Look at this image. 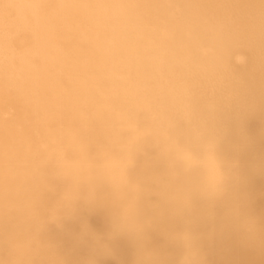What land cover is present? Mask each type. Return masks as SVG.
<instances>
[{
    "label": "bare ground",
    "instance_id": "obj_1",
    "mask_svg": "<svg viewBox=\"0 0 264 264\" xmlns=\"http://www.w3.org/2000/svg\"><path fill=\"white\" fill-rule=\"evenodd\" d=\"M84 10L119 43L99 127L81 134L41 106L48 57L75 42L59 26ZM196 250L264 264V0H0V264H194Z\"/></svg>",
    "mask_w": 264,
    "mask_h": 264
},
{
    "label": "rangeland",
    "instance_id": "obj_2",
    "mask_svg": "<svg viewBox=\"0 0 264 264\" xmlns=\"http://www.w3.org/2000/svg\"><path fill=\"white\" fill-rule=\"evenodd\" d=\"M65 1V0H64ZM67 1V0H66ZM56 2V1H55ZM82 12H86V14H83ZM87 13H88V15H89V12L88 11H86V10H84V11H81V13H79V14H81V15H77L78 16V18L79 17H81L82 16V14H83V16L81 17V18H86V16L85 15H87ZM87 15V17H89ZM77 16H76V18H72V20H71V22H70V20L69 21H67V22H65V23H63L62 25H60L59 26V30H58V32H60V34L58 33V40H59V42H62L63 40H65V38H67V36L68 35H74V37L76 36L77 37V39H76V37H75V39L73 40V41H75V42H72L73 43V47L71 46L72 44H70V45H68L66 48H68V49H71L70 51H68L66 48H65V51L64 52H62V53H60V52H58V51H56V52H58L59 54H57L56 52H53L55 55H53V53L48 57V62H47V64H49L50 65V69H47V72L50 70V72H51V70H52V74L54 75L55 74V76H53L50 72H48L47 74H48V77L47 78H49L48 80H50V78H51V81H54V82H57L56 83V85L54 86V90H52V91H49L50 89H46V91H47V97H48V99L50 98V99H53L54 100V105H56V106H52V108H50V109H48V108H46V107H44L45 109H43V107L41 106V108H42V111H43V113L46 115V116H48L49 118H51L52 119V117H53V119L55 120V119H58L57 117H59L60 116V114L62 115L63 113H67L69 116L71 115L73 118L75 117V116H77L78 117V119H79V125H78V127H80L81 129H79L78 128V132L79 133H81V134H84V133H86L87 131H88V129H89V127H91L93 124H95V125H93L92 126V128H96V127H99V122H94V121H90L89 120V117H90V115L91 114H93V112H95L96 110H98L99 108H100V102H102V101H104V98H105V100L106 99H109V97L111 96V91H110V89L109 88H107L106 90H101V92L102 93H99L100 91L97 89V87H98V83L100 82V81H102V79H105V80H111L112 79V77H113V75L111 74V72L110 71H108V70H104L103 68H105L103 65H106V63L105 62H107V60H111V47H115V46H117L118 47V45H117V43H119L116 39V36L114 35V36H111V34H114V32H112V33H110L109 31H112L111 30V28H110V30H108V28L106 29V25L104 26V24H103V26H102V28H100L101 27V23L99 22L98 23V21L96 22L95 20H92V19H90V18H88V19H90L89 21L90 22H88V19H87V21H85V19H81V20H84V23L87 25V23H93V24H95V25H93L92 26V24H90V26L88 27V26H86L81 20H80V18H79V20H78V18H77ZM78 20V21H77ZM72 21H76L75 23L74 22H72ZM80 21H81V23H80ZM93 21V22H92ZM77 22H79V24L81 25H79ZM68 25H67V24ZM72 23V24H71ZM96 23H98V24H96ZM69 24H71V25H69ZM75 24H77V27H76V25ZM88 24V25H89ZM99 24H100V26H99ZM72 25H74V27L72 28V27H70V26H72ZM78 25H79V27H81V29L82 28H84V29H82L81 31L79 30V32L77 31L78 29L77 28H79L78 27ZM85 26V27H84ZM91 26H92V29H91ZM95 26V27H94ZM62 29H61V28ZM70 27V28H69ZM88 27V28H87ZM96 27H97V29H96ZM63 28H64V30H69L70 29V31H64L63 30ZM66 28V29H65ZM71 28L74 30H71ZM80 29V28H79ZM86 29H88V31L86 30ZM95 29V30H94ZM104 29H106V30H104ZM64 32H63V31ZM83 30H84V32H83ZM92 30V31H91ZM96 30H100L99 32L98 31H96ZM103 30L105 31V32H103ZM73 31V32H72ZM89 31L91 32V33H94V34H91V35H86V34H88L89 33ZM93 31H95V32H97V33H95V32H93ZM108 33V34H105L104 36H106L107 35V39H110V40H107V41H109L108 43H104L105 45H107V46H104V45H102L103 44V42H104V38H102L103 37V33ZM70 32V33H69ZM84 33V35H81V37H79L80 35L78 34V33ZM87 32V33H86ZM64 33V34H63ZM80 33V34H81ZM82 33V34H83ZM86 33V34H85ZM100 33H102L101 34V37L99 36L100 35ZM65 34H68V35H65ZM90 34V33H89ZM65 35V36H64ZM85 35H86V37H85ZM92 35H98L97 37L96 36H92ZM110 35V36H109ZM91 38H90V37ZM96 37V38H95ZM108 37H110V38H108ZM113 37H115V38H113ZM79 38V39H78ZM101 40H100V39ZM106 38H105V41H106ZM96 40L95 42L93 41V40ZM112 39V40H111ZM80 41V40H82V41H84V43H82V41L81 42H77V41ZM117 43H116V42ZM96 42H98V44L96 43ZM82 43V44H81ZM99 43H100V45H99ZM102 43V44H101ZM112 43V44H111ZM77 44V45H76ZM79 44V45H78ZM81 44V45H80ZM88 44V45H87ZM109 44H111V46L109 45ZM114 44H115V46H114ZM83 45V46H82ZM74 46H75V50L76 51H73V49H74ZM99 46V47H98ZM109 46H110V49H109ZM71 47V48H70ZM85 47H87L86 49H85ZM93 47V48H92ZM94 47H97L98 48V51L94 48ZM78 48H80V49H78ZM89 48V50H87ZM101 48V49H100ZM105 48V49H104ZM116 48V47H115ZM81 49H83V50H81ZM85 49V50H84ZM91 49H93L92 51H91ZM95 49V50H94ZM106 49L108 50V52H110L109 54H108V52H106ZM78 50H79V52L81 53V56H80V54L78 53ZM83 51V52H82ZM88 51V52H87ZM94 51V52H93ZM96 51L98 52L97 54H96ZM67 52V53H66ZM68 52H70V53H68ZM72 52V53H71ZM84 52H85V54H84ZM63 53H64V55H63ZM102 53V54H101ZM104 53V54H103ZM235 53V54H234ZM238 53H240V54H238ZM242 53H244L243 51H241V50H235V51H233V53L231 54V59H232V57L233 56H236V57H234V59H232V61L233 62H235V58H236V60L237 61H239L242 57H244L245 56V53H244V55L242 54ZM60 54H61V57H60ZM68 54H70V58L72 57V56H75V58L76 59H79V61H80V57H81V59H83V60H81V63L80 64H82V62H84L85 60H86V62H84L85 64L83 65H80L79 64V61L78 60H76L74 57H72V61L70 60V62L68 61L69 60V55ZM76 54V55H75ZM78 54H79V56H78ZM92 56H91V55ZM94 54H95V58H92V57H94ZM99 54V55H98ZM101 54V55H100ZM109 56H108V55ZM234 54V55H233ZM237 54V55H236ZM63 55V56H62ZM105 55H107L106 57H105ZM233 55V56H232ZM243 55V56H242ZM35 57H36V55H34ZM34 56H33V58H34ZM38 57V56H37ZM36 57V58H37ZM77 57H79V58H77ZM97 57H98V59H97ZM109 57V58H108ZM238 57V58H237ZM53 58V61L55 60V59H57V60H55V62L57 61V63L59 64V66H58V64L57 63H55V62H53L52 60H50L49 61V59H52ZM99 58H101V59H99ZM67 60V63L69 62L70 63V65L72 66V71H74V72H72V73H75L74 75L73 74H71V71H68V70H70V66H68V64L66 63V65L68 66H66L65 64H64V62H62V60ZM92 59V60H91ZM96 59V60H95ZM61 60V62H59ZM95 60V61H94ZM98 60H100V61H98ZM104 62H103V61ZM41 62V61H40ZM88 62H90V63H88ZM91 62H92V64H91ZM97 62H99V64L97 63ZM111 61H108V63H110ZM240 62V61H239ZM78 63V64H77ZM100 63L102 64V65H100ZM105 63V64H104ZM236 63V62H235ZM61 64V65H60ZM63 64V65H62ZM73 64H75L74 66H73ZM89 64H90V66H89ZM42 65V64H41ZM79 65L81 66L80 68H78L79 67ZM85 65H86V67H85ZM54 68H53V67ZM63 66V67H62ZM89 66V67H88ZM92 66V67H91ZM94 66V67H93ZM97 66V67H96ZM98 66H101V67H98ZM52 67V68H51ZM64 67H65V69H64ZM68 69H67V68ZM76 67H77V69H76ZM83 67H85L86 69H84ZM91 67V68H90ZM103 67V68H102ZM49 68V67H48ZM96 70H95V69ZM98 68H99V70H101V72L98 70ZM67 69V70H66ZM93 69V70H92ZM62 71V70H65L66 72H69L68 73V75H72V77H73V79H76L77 78V80H72V85H71V83H69V82H71V75H70V78H68V75L67 74H65V76L67 75V77H63L64 75V73H66V72H62L63 74H61V72H59V74L57 75V71ZM55 71V72H54ZM87 71H88V73H89V75L91 76V75H93L92 77L94 78H88V77H90L89 75L87 76V77H84V76H86L87 75ZM57 72V73H56ZM85 72V73H84ZM104 72V73H103ZM110 72V73H109ZM81 73V74H80ZM91 73V74H90ZM93 73V74H92ZM94 73H96V74H94ZM103 73V74H102ZM51 74V75H50ZM107 74H109V76L107 75ZM111 74V75H110ZM56 75H57V77H56ZM62 75V76H61ZM98 75H99V77H98ZM106 75H107V78H106ZM49 76H51V77H49ZM76 76H81V77H76ZM95 76V77H94ZM60 77V78H59ZM97 77V78H96ZM111 77V78H110ZM59 78V79H58ZM84 78V79H83ZM96 78V79H95ZM98 78H100V79H98ZM81 79H82V82H81ZM90 79V80H89ZM99 81H98V80ZM47 80V82L45 83L46 85H45V88H47V86H48V81ZM79 80V81H78ZM83 80H85V81H83ZM88 80V81H87ZM96 80H97V82H96ZM76 81H77V83H76ZM75 82V83H74ZM89 82H90V84H92V85H90L89 84ZM59 83V84H58ZM66 85H65V84ZM74 83V84H73ZM80 83V84H79ZM82 83H84V84H82ZM58 84V85H57ZM65 85V88H64V85ZM68 84V85H67ZM71 86H70V85ZM87 84V85H86ZM60 85V86H59ZM75 85V86H74ZM81 85H85L84 86V88L86 87L87 88V90H86V88L84 89L83 88V86H81ZM69 87L70 89H68L67 87ZM74 86V87H73ZM79 86H80V89H78L79 88ZM90 86V87H89ZM95 87V88H93V87ZM56 87V88H55ZM57 87H59V88H57ZM62 87V88H61ZM63 88H64V90H66V91H64L63 90ZM73 88V89H72ZM77 88V89H76ZM93 88V89H92ZM60 89V90H59ZM90 89V90H89ZM55 90L57 91V92H55ZM71 90V91H70ZM73 90H77V91H74L73 92ZM69 91V92H68ZM80 93H82V94H80ZM83 91V92H82ZM97 91V93H95ZM104 91V92H103ZM106 91H109V92H106ZM55 92V93H54ZM72 92V93H71ZM77 92V93H76ZM62 93H64V95H62ZM74 93H76V94H78V96H80L81 97V99H83L84 98V100L82 101L81 99H80V97H78V99H72L71 98V101H70V95L71 94H74ZM105 93H106V97H105ZM57 94H60V96L59 97H61V99L59 100L58 98V96H57ZM96 94V95H95ZM98 94V95H97ZM102 94H104V95H102ZM69 95V96H68ZM84 96V97H82V96ZM90 95V96H89ZM92 95V96H91ZM110 95V96H109ZM50 96V97H49ZM55 96V97H54ZM63 96V97H62ZM87 96V97H86ZM96 98H95V97ZM99 96V97H98ZM108 96V97H107ZM52 97H54V98H52ZM56 97H58V98H56ZM66 97V98H65ZM68 97V98H67ZM94 97V98H93ZM65 98V99H64ZM91 100H90V99ZM93 98V99H92ZM101 98V99H100ZM66 99H67V101H66ZM85 99H87V100H85ZM103 99V100H102ZM56 100V101H55ZM61 100H62V103H61ZM63 100L65 101V102H63ZM73 100V101H72ZM77 100V101H76ZM78 100H79V102H78ZM70 101V102H69ZM85 101V102H84ZM60 102V103H59ZM69 102V105L67 104ZM80 102H82L85 106H86V108L84 107V105L82 104V103H80ZM91 102H92V104H91ZM34 103H35V96H34ZM57 103V104H56ZM71 103H72V105H73V107L71 106ZM93 103H94V105L96 106V108H94L93 107ZM62 104H63V106H62ZM66 104V105H65ZM99 104V105H98ZM76 105V106H75ZM80 106V108H78L79 106ZM84 107H82V106ZM91 105V106H90ZM64 106L66 107H68L69 106V108H66V109H64ZM71 106V107H70ZM54 107V108H53ZM87 107L90 109H87ZM75 108H77V109H75ZM94 108V109H93ZM91 109L92 110H94V111H91ZM44 110L46 111V112H44ZM53 110V111H52ZM69 110V111H68ZM73 110V111H72ZM80 110V111H79ZM56 111H59V112H56ZM82 111V113H80ZM50 112V113H49ZM55 112H56V114H55ZM63 112V113H62ZM76 112V113H75ZM54 113V114H53ZM60 113V114H59ZM79 113V114H78ZM59 114V115H58ZM76 114V115H75ZM78 114V115H77ZM81 114H82V116H81ZM87 116H86V115ZM50 115V116H49ZM52 115H54V116H52ZM75 115V116H74ZM55 116H56V118H55ZM71 117V118H72ZM85 117V118H84ZM88 117V118H87ZM52 119V120H53ZM83 119V120H82ZM85 119V120H84ZM87 120V121H86ZM85 121H86V123H85ZM81 122V123H80ZM88 122V123H87ZM91 122H94V123H92L91 124ZM88 124V125H87ZM83 126H84V128H83ZM86 127V128H85ZM83 144V143H82ZM88 145V143H87V141H85L84 142V144H83V147H85V146H87Z\"/></svg>",
    "mask_w": 264,
    "mask_h": 264
},
{
    "label": "clouds",
    "instance_id": "obj_3",
    "mask_svg": "<svg viewBox=\"0 0 264 264\" xmlns=\"http://www.w3.org/2000/svg\"><path fill=\"white\" fill-rule=\"evenodd\" d=\"M199 259H200L199 251L196 250V251L193 252V262H194V264H198ZM179 264H185L184 257H181V260H180Z\"/></svg>",
    "mask_w": 264,
    "mask_h": 264
}]
</instances>
